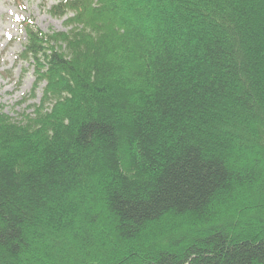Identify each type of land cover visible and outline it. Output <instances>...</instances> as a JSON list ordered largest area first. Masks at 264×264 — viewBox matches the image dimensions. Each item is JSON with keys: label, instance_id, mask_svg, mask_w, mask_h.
Returning <instances> with one entry per match:
<instances>
[{"label": "trees", "instance_id": "16d2710c", "mask_svg": "<svg viewBox=\"0 0 264 264\" xmlns=\"http://www.w3.org/2000/svg\"><path fill=\"white\" fill-rule=\"evenodd\" d=\"M51 14L40 104L0 106V264H264V0Z\"/></svg>", "mask_w": 264, "mask_h": 264}, {"label": "rangeland", "instance_id": "374dc122", "mask_svg": "<svg viewBox=\"0 0 264 264\" xmlns=\"http://www.w3.org/2000/svg\"><path fill=\"white\" fill-rule=\"evenodd\" d=\"M57 0H0V106L14 121L33 113L43 97L31 62L20 59L27 43L25 21L45 34L66 33V17L51 14Z\"/></svg>", "mask_w": 264, "mask_h": 264}]
</instances>
